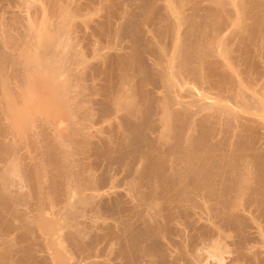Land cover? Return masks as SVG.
Listing matches in <instances>:
<instances>
[{
	"label": "bare ground",
	"instance_id": "1",
	"mask_svg": "<svg viewBox=\"0 0 264 264\" xmlns=\"http://www.w3.org/2000/svg\"><path fill=\"white\" fill-rule=\"evenodd\" d=\"M31 2L43 30L0 5V264H264V0Z\"/></svg>",
	"mask_w": 264,
	"mask_h": 264
},
{
	"label": "rangeland",
	"instance_id": "2",
	"mask_svg": "<svg viewBox=\"0 0 264 264\" xmlns=\"http://www.w3.org/2000/svg\"><path fill=\"white\" fill-rule=\"evenodd\" d=\"M4 1H5V0H3V1L1 2V4H0V5L4 6V7H3L4 9H6V8H5V6H6L7 9H8L9 11H10V9H11V11H13V10L16 11V12L18 11V12L20 13L21 16L24 14V16H22L23 18H25L27 15H31V20L33 19V21H34V19H35L36 17H38V18L35 20V21L38 20V22H37L38 27H39L41 24H43V20H44L43 17H42V19H40V18H41L40 16H41V13H42V12H43V13H42L43 16H44V14H45L44 18H46V19H47V18H50V19H51V17L53 18V16H54V15H53V12H52V14H51V12L48 13L50 10L45 11V10L43 9V8H45V6H44L43 4H42L43 7H42L41 5H40V7H37V6L39 5V3H36V4H35L36 6L33 5L32 2H31V1H33V0H30V1H29V0H6L5 2H4ZM26 1L31 2V4L28 5V8L30 7L31 10L26 9V8H27V4L25 3ZM34 1H35V0H34ZM62 1H65V0H62ZM10 2H11V3H10ZM19 2H20V3H19ZM21 2H23L24 4L21 3ZM3 3H5V4L3 5ZM14 3H15V4H14ZM7 4H8V5H7ZM9 4H10V6H9ZM17 4H18V5H17ZM21 4H22V6H21ZM25 4H26V6H23V5H25ZM33 6H34V7H33ZM9 7H12V8H9ZM21 7H22V8H21ZM32 7L34 8V10H33ZM41 7H42V8H41ZM24 8H25V9H24ZM35 8H38V9L41 8L43 11H42L41 9H40L41 11H40V10H36ZM7 9H6V10H7ZM23 9H24L26 12H25ZM45 9H46V8H45ZM21 10H22V11H21ZM35 10H36V12H35ZM46 10H47V9H46ZM27 11H28V12H27ZM38 11H39V12H38ZM44 11H45V12H44ZM18 12H17V13H18ZM22 12H23V13H22ZM29 12H30V13H29ZM37 12H38V13H37ZM26 13H28V14H26ZM47 13H48V15L51 14V17H49L50 15H49V16L46 15ZM32 14H33V15H32ZM34 14H36L37 16L35 17ZM38 14H39V16H38ZM8 15H9V17H6V18H10V17H11L10 14H7V16H8ZM52 15H53V16H52ZM5 16H6V14H5ZM32 16H33V18H32ZM46 16H47V17H46ZM29 17H30V16H28V18H29ZM18 18H20V17H18ZM20 19H21V18H20ZM20 19H18V20H20ZM25 19H26V18H25ZM41 20H42V21H41ZM52 20H53V19H52ZM39 21H40V23H39ZM44 21H46V20H44ZM53 21H54V20H53ZM41 22H42V23H41ZM24 24H25V23H24ZM41 27H43V25H42ZM41 27H39L38 30H40V29L43 30V29H44V27H43V29H42ZM85 41H86V40H84V43H83V42H82V43L85 44V43H86ZM85 45H86V47L89 48L88 42H87ZM30 49H31V48H30ZM91 49H92V48L90 47L88 50L90 51ZM31 50H33V49H31ZM85 50H86V48H85ZM89 51H86V53L89 52ZM91 51H92V50H91ZM91 53H92V52H90L89 54H91ZM87 54H88V53H87ZM262 63H264V62H262ZM229 64L232 65L231 63H229ZM238 67H239V66H238ZM243 67H244V65H242V67H239V68H240V69H243ZM254 73H256V72H254ZM259 75H260V74H259ZM259 75L256 73V74L253 75V76H258V77H260L261 75H260V76H259ZM245 84H246V85H244V83H243L244 88L248 86V82H246ZM31 86H32V85H31ZM203 86H204V85H203ZM205 87H206V85H205ZM205 87H204V88H205ZM202 88H203V87H202ZM39 89H40L39 87H35V91H33V92H35L34 96H32L31 91H30V93H29V94H31L30 96H28V94H26V95L24 96V99H22V100L20 99V100H21V103L18 102L16 106L14 105V106H15L14 109L16 108V109L18 110V111L16 110V111H17V114H16V115H20V114H23V113H24V114H28V115H24V114H23V115H20V117L23 116L24 119L22 118V119L20 120L19 118H17L19 121H22V120L27 119V118L30 116L31 113H32V114L34 113V115H31V116H36L38 113L35 115V111H36L35 109H37L36 112H38V108L40 109V110H39L40 112H45V111L50 110V109H47L46 107H44L45 110L43 109V105L46 104V102L48 101L47 99H48V96H49V95L46 94L47 92H44V93H45V94H44L45 96H44L42 91L39 92ZM205 89L207 90V89H209V88L206 87ZM205 89H203V90H205ZM32 90H33V88H32ZM36 90H37V91H36ZM200 90H202L201 87H200ZM206 90H205V92L203 93L202 91H197V89H195V91H196L198 94H197V97L195 96L194 98H197V99L199 98L200 100H202V101H204V102H206V103L209 102V104L211 103L210 106H212V107H214V106L217 107L218 105H219V106L223 105V106H226V107H228V108H230V109H233L234 111H239L240 108L236 107L235 104H234L233 102H229L228 100H222L221 98H219V97H218L219 94H217V93H218L217 91H215V90L213 91L212 89H211L212 91H211V90H207V91H206ZM216 92H217V93H216ZM38 93H39V96H38ZM40 94H41V95H40ZM202 94H203V95H202ZM216 94H217L218 96H217ZM36 95L38 96V98H40L39 100H38V99H37V100H34ZM26 96H27L28 98L31 97V96L34 97V98H33L34 103L31 102L32 100H31V101L29 100L30 98H29V99L27 98V99L29 100V101L27 100L29 103H28V104H27V103H26V104H23V102H22L23 100H24V102H26V101H25V100H26V98H25ZM37 96H36V98H37ZM42 96H43V97H42ZM223 96H224V95H223ZM257 96H258V95H257ZM259 96H262V95H259ZM259 96H258L257 98H259V99H261V100L263 101V100H264V97L262 96V97L260 98ZM45 97H46V98H45ZM224 97H225V96H224ZM41 100H42V101H41ZM44 100H45V101H44ZM46 100H47V101H46ZM36 101H37V102H36ZM210 101H211V102H210ZM263 102H264V101H263ZM30 103H31V105H33V106H31ZM36 103H37V105H36ZM48 103H49V101H48ZM19 104H20V106H19ZM39 104H40V105H39ZM41 104H42V105H41ZM212 104H213V105H212ZM21 105H23V107H24L25 105H26V106H27V105H28V106L30 105V108L32 109V107H33L34 109L31 110V109L29 108V110H28V108H26L27 111H25L24 108H21ZM47 105H48V104H47ZM216 105H217V106H216ZM26 106H25V107H26ZM45 106H46V105H45ZM35 107H36V108H35ZM41 107H42V108H41ZM47 107H48V106H47ZM263 107H264V106H263ZM19 108H20V110H19ZM21 110H23L24 112H23V111L21 112ZM33 110H34V111H33ZM32 111H33V112H32ZM19 112H21V113H19ZM25 112H27V113H25ZM29 113H30V114H29ZM38 115H39V117L41 116V118H44V117H42V116H44V113H42V115H41V113L38 114ZM38 115H37V116H38ZM61 116H63V115H61ZM61 116H60V115H57L56 117H58V119H60V122L57 120V118H56V120H55V118H54V120H53L54 123H53V124H55V121H56V123L58 124L59 128L62 130V129L65 128V126H66V122H65L66 120L64 121L66 115H64V116L62 117V118H64L63 120H62V118H59V117H61ZM16 117H17V116H16ZM16 117H15V118H16ZM61 120L64 121V122H62ZM19 121H18V122H19ZM42 121H43V120H42ZM15 123H16L17 125L19 124V123L16 122V120H15ZM40 123H42V122H40ZM48 123H49V122H48ZM48 123H46V127L50 124V126H48L49 128H48V127H47V128L50 129V130H52V128H51V126H52V125H51L52 122L49 123V124H48ZM59 123H60V124H59ZM64 123H65V124H64ZM47 124H48V125H47ZM14 125H15V124H14ZM41 125L44 127V126H45L44 122H43ZM61 126H62V127L64 126V127L61 128ZM39 127H40V126H39ZM52 127H53V126H52ZM22 146H23V145H22ZM23 147H24V149H25L26 145L24 144ZM24 151H26V150H24ZM103 164H106V163H103ZM103 164H102V165H103ZM107 164H110V163L108 162ZM107 164L104 165V167H105V166L108 167L109 165H107ZM100 167H101V166H100ZM107 167H105L106 170H107ZM105 169L103 168V166H102V168L100 169L101 172H102L103 170L105 171V172L103 171L104 175H105V173L107 174V172H108L109 176H108V174H107V175H105V178H107L106 176L110 177V174H115V172H113V169H110V171L112 170V172H110L109 170L106 172ZM101 172H100V173H101ZM109 172H110V173H109ZM255 172H256V171H255ZM112 176H113V175H112ZM116 178H117V179H116ZM122 179H123V177H122L121 175H117V177H115V182H114V183L117 184V183L121 182ZM118 180H119V181H118ZM123 188H124V186H122V189H123ZM262 250H264V249L262 248ZM228 256H229V255H226L225 257H227V258H225V259L223 258L224 261H223L222 259H221V260L219 259V260H217L218 262L216 261L217 258L213 259V257H212V259H213L214 261L211 260V258H210L211 261H210L209 259H207V260H209V261L206 260L205 263H208V264H209V262H210V264H229V263L231 264L230 259L228 258ZM74 257H75V255H74ZM226 259H227V261H225ZM228 259H229V262H228ZM219 261H220V262H219Z\"/></svg>",
	"mask_w": 264,
	"mask_h": 264
}]
</instances>
